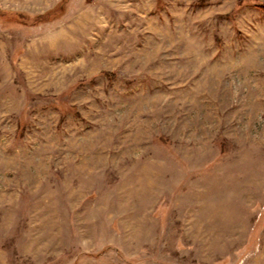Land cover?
<instances>
[{
	"label": "rangeland",
	"instance_id": "1",
	"mask_svg": "<svg viewBox=\"0 0 264 264\" xmlns=\"http://www.w3.org/2000/svg\"><path fill=\"white\" fill-rule=\"evenodd\" d=\"M0 264H264V12L0 0Z\"/></svg>",
	"mask_w": 264,
	"mask_h": 264
},
{
	"label": "trees",
	"instance_id": "2",
	"mask_svg": "<svg viewBox=\"0 0 264 264\" xmlns=\"http://www.w3.org/2000/svg\"><path fill=\"white\" fill-rule=\"evenodd\" d=\"M254 2V7L258 10L264 12V2H261L259 0H252Z\"/></svg>",
	"mask_w": 264,
	"mask_h": 264
}]
</instances>
